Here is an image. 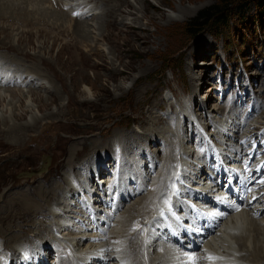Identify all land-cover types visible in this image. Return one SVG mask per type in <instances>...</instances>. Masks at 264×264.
I'll return each instance as SVG.
<instances>
[{"label": "bare ground", "instance_id": "6f19581e", "mask_svg": "<svg viewBox=\"0 0 264 264\" xmlns=\"http://www.w3.org/2000/svg\"><path fill=\"white\" fill-rule=\"evenodd\" d=\"M80 1L86 4L92 2L94 5L91 8L89 7L80 17L76 16L74 19L68 17V10L64 8V5L69 4L68 9H70L71 12L78 9L82 10L85 5H81L82 3L79 1L0 0V19L6 20L7 22L9 18H12L14 22V25H10L2 21V26H0V34H4L3 37H0V70L6 69L10 70L13 74H18L19 77L26 82L24 85L27 86L25 93L21 89H11L10 86L13 85H11V79L9 78L4 81L5 85L3 87L0 86V100L3 102L0 108V136H3L4 142L7 143V148L12 149V151L26 150L25 152H35L27 145V142L29 143L32 138L35 139L37 137L35 134H32L34 129L39 126L42 120L54 121V118L62 115V107L59 104L56 105V110L44 112L45 108L48 107L51 102L61 99V96H59L60 87L56 84V80L60 82L63 87V83L61 82L63 78L62 75L58 76L49 65L56 79H53L54 77L51 78L48 72H42V68L44 67L42 65H47L42 53L44 50L43 41L40 38L42 37L41 35L49 33L45 31V24L51 25L52 28L59 30L60 33L65 32L69 35L72 33L79 44L83 46L82 48L87 50V52H93L94 49H97V44L100 46L99 42L103 40L107 41L110 33H108V31L105 32V30L110 27L123 29V38L125 41H128V37L132 36L135 41L143 38L142 43L144 44H157L161 42L159 37L163 31L162 29L179 20L177 16L165 14L162 11H159L160 13L157 14L148 12L146 0H133L136 5L130 2V0ZM159 1L165 3L171 10L176 11L181 18L186 15L194 14L201 5L196 3L198 2L197 0ZM185 2H192L194 6H186L184 5ZM36 17L42 18L44 24L41 25L39 22H35ZM30 19L31 21H29ZM142 20L146 21H144L146 25L149 23L154 25L155 28L152 33H148L146 27L144 28L146 30L140 29L143 25ZM18 21H20V25ZM30 30L34 31L36 35H39L38 46L36 47L37 50H35L33 56H29L26 53L25 46L22 47V43L20 42L23 41V39L27 40L30 34L26 36L25 33H29ZM145 47L147 46L138 47V53H143L142 55H145ZM8 49L12 51L13 54L6 53V51H9ZM45 51H47V49ZM16 53H20L22 56L18 57ZM111 56L112 57L106 56L104 64L102 60L100 64L94 63L92 66L96 69L105 67V69L110 71L112 77L122 74L124 70L122 69L123 67L131 71H137V67L133 65L134 63L125 62L119 53L116 55L114 53ZM30 59L32 60L31 63L27 64L26 60ZM117 61L118 64H116ZM142 70H139V73L133 76L130 85L125 86L122 83L116 84L114 86L115 91L119 92V94L135 92L136 102L140 104V102L143 101L141 95L146 93V89L143 87L138 89L135 87V84L143 73ZM192 79L194 80L195 78L193 77ZM1 81H3V79H0V82ZM72 85L75 86V83ZM86 86L87 87L84 88L86 92H92L93 88L87 84ZM16 87L18 86L16 85ZM41 90L44 91L45 96L37 92ZM108 91L109 90L106 89L107 94H109ZM170 91L173 98L178 100L174 95V89H170ZM117 95L118 94H116V96ZM242 97L243 94L237 99L239 100ZM67 99V105L77 101L71 94L67 95ZM85 100L87 101V98ZM160 101H153L151 103L148 116L143 115L141 112L139 115L135 116L140 126L139 128L141 129L139 132L126 133V135H124L125 133L119 131V135H121L120 138L117 136L116 139H108L107 143L110 145H108V148L112 150L110 157H112V161H114V163L110 162V165L108 164L110 167L109 169L114 171L119 167L124 170V172L127 171V175L130 177L131 174L129 173L133 171L132 168H135L139 172L136 173L139 177H143L144 174L148 176V174H146L147 170H145V163L144 167H142L143 164H141L144 154L137 153L130 158H128V155H131L135 150H142V153H144L143 146L147 143H152L154 137L159 135L161 137V142L155 150L156 153L160 152L161 157H157V154H155L158 160H153L152 162L155 164V168H159L156 178H158V176H163L165 179L168 176L176 177L178 175L177 170L172 172L175 169L167 173H162L161 170L163 167L174 163V158H172L173 155L171 154L175 152L182 142L185 143L184 139L187 138V140H191L194 131L191 128L193 119L189 114H192L197 119H203L200 117L198 118V114H193L191 99L187 101V103L190 104L189 107L185 105V103H181L179 99V101L175 103L170 101L168 104V107L171 108L170 113L167 112L166 114L171 115L173 121L181 117V114L182 117L186 115L184 124L174 125L175 123H168L160 126L158 122L164 118V116H162L164 113L160 115L155 111L159 109ZM136 102L135 104H137ZM33 104H36V107H34ZM226 106L235 108V111L233 109H225L223 111H229V113H225L223 118H220L217 122L214 116L213 118L207 119L209 120L208 122L207 120L206 123L203 122L205 125H214L215 123L216 128H214L216 133L215 131H209L211 136L215 135L220 138H226L229 133L235 134V132L238 131L241 124L237 118L238 108L236 106ZM19 108L22 109L20 110ZM35 108H37L36 110L41 112V114L35 113ZM211 108L215 110V114L221 113L223 109V107L219 105H213ZM29 112V118L23 120ZM182 117L179 118L178 121H180V119L182 120ZM48 123L51 125L53 122ZM184 125H186V127H184ZM205 125L203 127L204 129ZM212 125H210V127H212ZM194 130L195 132L197 131L196 129ZM231 130H234V133L229 132ZM209 132H206L207 135H209ZM196 138L200 139V142L203 140V137L200 138L197 133ZM105 143L106 142L101 140H96L92 145V149L99 147L98 150L103 149L105 151L107 149ZM100 147L102 149H100ZM184 149V151L182 150V157L184 160L181 162L180 169H184L187 172L186 175L188 179L193 176L195 177V174L196 177H199L197 176L199 175L198 172H195V174L191 172V170L197 171L199 169V155L195 153L194 157H191L194 151L187 148ZM78 153H80V155L82 154V148L75 142L68 148V155L63 159L66 161L64 162L61 160L59 163L62 171L60 173L61 179L58 184V181L53 179L48 183H40L36 178L31 177V180H14L13 183L11 182L5 186L6 189L4 188L5 190L3 189V192L0 191V264H21L20 259L22 255L20 250L28 243L29 244L26 246L30 248L39 247L42 252V254H39V252L34 251L36 260L33 262H38L37 264H77L80 263V261L85 264L86 262H90V258L91 264H109L107 263V258L110 254L108 255V253H106V245L103 246L101 242L96 244V241L91 245L85 241L80 243L78 240L75 243L72 237L74 233L70 231V225L74 218H76L75 213H82V210L72 208L73 205H71V203L73 200L75 201L78 198L80 200L82 197L76 195L77 193H83L84 195L90 196L93 200H97V195L90 194L89 192L91 190L96 192V188L99 189V183L94 182V177L95 175L98 176V174H100L99 176L103 175L101 174L103 172V164L100 160L106 158V155L95 158L96 155L92 154V157L77 162L75 159L79 157ZM107 161H105V164H107ZM111 163L114 165H111ZM108 175H110V173ZM114 175L116 174L112 173L111 176ZM47 176L45 174L41 177L44 179L47 178ZM76 181H78V184H76ZM109 181L110 180H106L105 183L109 185ZM193 186L198 187V185ZM102 187H104V185ZM13 189H18L19 191L12 192L14 193L12 196L11 191ZM97 193L98 192H96V194ZM156 195V193H150V191H147L146 194H141L135 201L128 205L126 209L124 208L125 211H123L116 220V226L113 228V232H117L116 236L118 237V241L113 246V250L110 251L119 257V259L125 260L128 264L183 263L181 262V260L184 259L182 251L175 246L166 248L164 245L156 247L155 244H149L145 246V250L139 257V253L144 247L143 232L141 230L131 232L129 228H126L129 222L134 218L141 219L136 223L131 222L132 225L143 220V216L149 212L152 205H154ZM6 196L8 198L4 200ZM75 196L78 197L74 199ZM76 203L77 201L74 205H76ZM136 208H143V210L140 213H133L131 215V212ZM262 211H264V208H262ZM125 213H127V217H123ZM137 214H139V216H137ZM228 214V218L224 220L227 228L220 236L215 238L213 246L220 249L222 254L239 258L245 263L264 264V218L255 217L248 213L234 214L229 212ZM36 217L39 218L37 219ZM87 217H84V219ZM26 226H28V228L24 231V227ZM56 228L58 229V233L55 232ZM62 230H66V235ZM75 246L80 248H75ZM81 254L83 255L79 257ZM47 258L49 260H47ZM111 262L114 263L116 261Z\"/></svg>", "mask_w": 264, "mask_h": 264}, {"label": "rangeland", "instance_id": "374dc122", "mask_svg": "<svg viewBox=\"0 0 264 264\" xmlns=\"http://www.w3.org/2000/svg\"><path fill=\"white\" fill-rule=\"evenodd\" d=\"M71 1L72 0H70V2ZM74 1L82 3L80 0ZM197 1L196 3L201 4L197 11L192 15H186L181 18L176 11L171 10L165 3H161L159 0H146L148 12L157 14L160 13L159 11H162L165 14H171L179 18V20L175 21L170 26L162 29L163 31L159 37L161 42L157 44H144L142 43L143 38L135 41L132 36H129L128 41H125L123 38V29L110 27L105 30V32L108 31V33H110L107 41L103 40L99 42L100 46H98V44L96 45L97 49L93 50L94 53L92 51L87 52V50L82 48L83 46L79 44L72 33H70V35L65 32L60 33L59 30L52 28L51 25L45 24V31L49 33L41 35L42 37H40L44 47L42 52L43 58L47 62L46 66L42 65L44 66L42 72H48L51 78L54 77L53 79H56V77L52 70L55 71L58 76L62 75L63 78L61 82L63 83V87L60 82L56 80V84L60 87L59 96H61V99L51 102L49 106L45 108L44 112L56 110V105L59 104L62 107V115L54 118V121L42 120L37 127L38 129H34L32 134H35L37 137L35 139L32 138L29 143L27 142V145L31 147L30 149L35 151L33 153L25 152L26 150L12 151V149L7 148V143L4 142L3 136H0V191L3 192L6 189L5 186L11 182L13 183L14 180H31V177L36 178L40 183H48L53 179L58 181V184L61 179L60 173L62 171L59 163L66 158L68 155V148L75 142L82 148V154L80 155V153H78L79 157L75 159L77 162L92 157V154L96 155L95 158L106 155L105 159L100 160L103 164V172L101 173L103 175L99 176L100 174H98V176L95 175L94 177V182H98L99 184L102 183V186L105 185V181L108 180L107 178L111 175L109 163H114V161H112L113 158L110 157L112 150L108 148L110 146L107 143L108 139H116L117 136L120 138V132L125 133L124 135H126V133L139 132L141 129L139 128L140 126L135 116L139 115L140 112L148 116L150 105L153 101L161 100L159 109H154L157 114L161 115L164 113V115H162L164 118L158 122L160 126L168 123H175L174 125L184 124L186 115L182 117L181 114L182 120L180 119V121H178L179 118H181L179 117L177 120L174 119L173 121L171 115L166 114L167 112L170 113L171 108L168 107L170 101L175 103L178 102L179 99L181 103H186L191 99L193 114H198V118L200 117L205 120L193 119L194 121L191 123V128L194 131L193 136H191V140L185 138V143L182 142L175 152L171 154L173 155L172 158H174L173 166H176L182 159L180 152H182L184 148L190 149L191 151L195 148L196 145H194L193 142L198 139L196 138V133L199 129V123L202 125L203 129L207 119L213 118L214 116L217 122V120L223 118L225 113H229V111L223 110L233 109L235 111V108H229L226 105H230L231 107L236 106L238 108L237 118L241 122L242 118L240 116L242 112H246L250 103L254 105L253 101L255 95L256 101L253 116L244 120L243 130L246 132L247 127H251V125L258 124L259 122H261L260 126H263L264 22L259 20L256 22L251 21V19H255V14H252V7H248L247 11L233 10L230 15H228L229 18L226 22L216 28L208 26L195 34H191L186 29L187 23L195 17L199 11L214 4L216 0ZM130 2L134 4L133 0H130ZM82 4L85 6L82 10L78 9L80 10L79 15L83 14L89 7L91 8L94 5L92 2ZM184 5L190 7L194 6L192 2H185ZM70 12L71 11L68 10V17L75 19L76 15H72ZM0 21V26H2V21L6 24L14 25L12 18H9L7 22L3 19H0ZM29 21H31V19ZM144 21L142 20L143 25L140 29L146 30L144 29L146 27L147 32L152 33L155 28L154 25L152 23L146 25V21ZM35 22H39L41 25L44 24L42 18L38 17L35 18ZM18 24L20 25V21H18ZM25 34L26 36L30 34V36L27 37V40L23 39V41L20 42L22 43V47L25 46L26 53L29 56H33V53L37 50L36 47L38 46L39 35H36L34 31L31 30L29 33ZM3 36L4 34H0V37ZM140 46H147L145 47L146 49H144L146 52L145 55H142L143 53H138L137 49H139ZM46 49L47 51H45ZM6 53L13 54L10 50L6 51ZM114 53L115 55L119 53L125 62H133L134 67H137V71H131L123 67L122 69L124 70L122 74L112 77L110 71L105 69V67L96 69L92 66L94 63L100 64L102 60L104 64L106 56L112 57L111 55ZM16 55L18 57L22 56L20 53H16ZM31 61V59L26 60V63L30 64ZM116 64H118V61ZM48 65L52 70H50ZM139 70H142L143 73L136 82L135 87L138 89L141 87L146 89V93L141 95L143 101L140 102V104L136 102L135 92L119 94V92H116L114 89L116 84L122 83L125 86L130 85L133 76L139 73ZM3 74H8L9 77L11 72L9 70V72ZM17 77L20 78L18 74L15 76V79H17ZM193 77L195 78L194 80L192 79ZM16 82L17 83L10 86V88L21 89L25 93L27 86L24 84H26V82L21 78L20 80H16ZM74 83L75 86L72 85ZM86 84L93 88L92 92H86L84 89L87 87ZM16 85L18 87H16ZM50 89L54 90L53 88ZM106 89L109 90L108 92L110 95L106 93ZM170 89H174V95L178 100L173 98ZM37 92L45 96L44 91L41 90ZM68 94H71L77 101L67 105ZM116 94L121 96L117 95V97ZM242 94L243 97L238 100L237 98ZM86 98L87 101L85 100ZM244 100H246V102H243ZM135 102L137 104H135ZM2 103V100H0V108ZM33 105L36 107V104ZM213 105L223 107L221 113L215 114V110L211 108ZM19 109L21 110L22 108ZM36 109L37 108L34 109V112L41 114V112H38ZM29 116L30 112L26 114L23 120L29 118ZM208 121L209 120H207V122ZM48 122L53 123L49 125L50 123ZM195 125L198 126V129H196ZM210 125L212 124L205 125L204 130L206 132L215 131L216 133L215 123L212 127H210ZM184 127H186V125H184ZM194 129L197 131L195 132ZM229 132L234 133V130ZM209 136H211L210 132ZM211 137L213 139H219L214 135ZM160 139L161 137L159 135L155 136L152 143H147L143 146L144 153H142V150H135L131 155H128V158L137 153L144 154L141 164H143L142 167H144L145 163V170H147V164L150 159L153 162V159L156 161L158 160L157 157H161L160 152L156 153L155 150L156 147L160 145ZM96 140L106 142L105 145L107 149L105 151L101 147L100 149L102 150H98L99 147H95L97 149H92V145ZM195 153H193L191 157H194ZM155 154H157V157ZM63 161L65 162L66 160ZM105 161H107V164H105ZM112 163L111 165H114ZM167 168H169V165L165 167L164 171H166ZM132 170L133 171L130 172L138 177L136 174L139 173L138 170L135 168H132ZM109 173L110 175H108ZM45 174L46 176L49 175L47 178L43 179L41 176ZM152 182L153 179H150L149 183L147 182L149 189H151ZM76 184H78V181H76ZM16 191L19 190L13 189L11 191L12 196L14 195L12 192ZM100 191V189L96 188V192L102 196ZM76 195L82 196V194L78 193ZM76 197L78 196H75L74 199H76ZM7 198L6 196L4 200ZM77 200H73L71 203V205H73L72 208L76 210L79 207L77 203V206L74 205ZM80 201H84L82 197ZM125 209L123 211H125ZM142 210L143 208H136L131 212V215L133 213H140ZM75 214L77 215V212ZM78 214H80V212ZM137 216H139V214H137ZM123 217H127V213H125ZM36 218L38 219L39 217ZM131 225L132 223L129 222L126 228L128 229ZM27 228L28 226L24 227V231ZM55 232L58 233L57 228ZM23 247H25V245ZM47 260L49 259L47 258Z\"/></svg>", "mask_w": 264, "mask_h": 264}, {"label": "trees", "instance_id": "16d2710c", "mask_svg": "<svg viewBox=\"0 0 264 264\" xmlns=\"http://www.w3.org/2000/svg\"><path fill=\"white\" fill-rule=\"evenodd\" d=\"M248 7H252V14H255V19L251 21L264 22V0H216L214 4L199 11L187 23L186 29L189 33L195 34L208 26L216 28L226 22L233 10L247 11Z\"/></svg>", "mask_w": 264, "mask_h": 264}]
</instances>
